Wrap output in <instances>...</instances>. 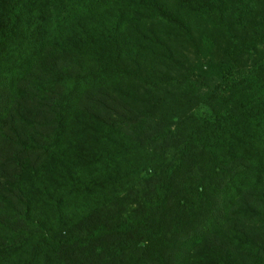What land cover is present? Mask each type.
Here are the masks:
<instances>
[{
	"label": "trees",
	"instance_id": "1",
	"mask_svg": "<svg viewBox=\"0 0 264 264\" xmlns=\"http://www.w3.org/2000/svg\"><path fill=\"white\" fill-rule=\"evenodd\" d=\"M197 25L264 55V0H0V264H264V80L162 105Z\"/></svg>",
	"mask_w": 264,
	"mask_h": 264
},
{
	"label": "rangeland",
	"instance_id": "2",
	"mask_svg": "<svg viewBox=\"0 0 264 264\" xmlns=\"http://www.w3.org/2000/svg\"><path fill=\"white\" fill-rule=\"evenodd\" d=\"M201 27L203 26L197 25L196 28L193 26L189 29L185 26L178 28V30L180 29L179 32L171 34L173 35V44L163 43V41V44L155 45L153 48L152 56L155 59L154 64L158 69L157 71L163 66L166 67L162 69L159 75H169L174 81V89L162 94L163 99H168L165 104H162L166 108H171L182 101L185 102L187 97L191 96V92L197 89L198 84L201 85L198 77L200 67H205L209 63L222 64L228 68V72L232 75L226 78L227 86H235L233 89L235 94L238 93L239 89L248 87L246 85L251 86L255 81L264 80V67L262 70L258 68L259 62L264 60L263 54H255L252 51L248 54H236L233 47H237L239 44L234 41L232 36L221 39L217 32L211 34L206 31L207 27ZM245 27L249 36L251 28L244 25V22L237 24V28ZM239 31V35H242L243 32L240 29ZM232 52L235 53L231 54ZM243 79H248L245 85L242 82ZM171 97L177 102H171ZM145 99H149V96H145ZM202 109L208 110L210 107L203 106Z\"/></svg>",
	"mask_w": 264,
	"mask_h": 264
}]
</instances>
